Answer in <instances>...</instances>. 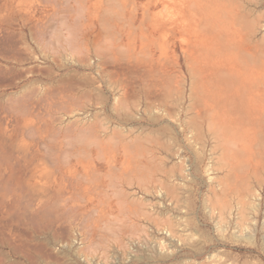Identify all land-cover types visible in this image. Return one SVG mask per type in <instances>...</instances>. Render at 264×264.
Returning a JSON list of instances; mask_svg holds the SVG:
<instances>
[{"label":"rangeland","instance_id":"1","mask_svg":"<svg viewBox=\"0 0 264 264\" xmlns=\"http://www.w3.org/2000/svg\"><path fill=\"white\" fill-rule=\"evenodd\" d=\"M96 1L0 0V264H264V0H211L222 53Z\"/></svg>","mask_w":264,"mask_h":264},{"label":"bare ground","instance_id":"2","mask_svg":"<svg viewBox=\"0 0 264 264\" xmlns=\"http://www.w3.org/2000/svg\"><path fill=\"white\" fill-rule=\"evenodd\" d=\"M103 1L104 0H97L96 1V6L99 8L102 6L103 4ZM169 1V2H168ZM122 6H124V8L126 7H129V5H131L132 7V10L130 12V21L132 22V24L135 22V20L137 19V11L139 10H142V18H141V26L143 27L144 24H146L147 26V29L145 32L144 35L150 37V39L152 41H157L158 38L162 35H165L166 33L168 32H177L178 30H186V29H194V33L196 34V39L195 41L197 43H201L202 46L205 48V49H212L214 44H216L217 42L219 43L220 40H222V38L224 37L225 39V36H223L220 32H217V31H213V30H208V29H204L201 25V23H203L204 21H208V18H209V15L212 13V10H211V0H120ZM173 3L174 5H177V6H180V8H182V11L180 10H176V12L172 15V16H163L162 13L157 9V7L160 5V4H163L165 7H168L169 3ZM215 2H217V0H215ZM213 3V2H212ZM120 4V5H121ZM192 5H197L198 7L201 8V11H197V13H193L192 12ZM173 8V7H172ZM164 14V13H163ZM195 18H197L198 20H196ZM219 19V18H218ZM245 22H246V19L242 16H237L235 19H233L231 21V24L235 27H237L236 30H233L231 31L229 34L226 35V39L231 41L233 43L232 46L228 47L231 51H233L234 53H240L242 50H248V49H244L245 45L247 46L248 43V40L251 39L249 37V39L246 37H244V35H246L247 33L245 32ZM183 24H186V26H184ZM183 25V29L181 28ZM132 26V25H131ZM140 26V25H139ZM145 27V26H144ZM130 28H133L132 27H129V30L133 31V29H130ZM125 29V27L123 28ZM120 30V29H119ZM128 30V31H129ZM247 30V29H246ZM249 30V29H248ZM247 30V32H249ZM128 32V33H131ZM142 31V30H141ZM123 32V31H121ZM143 32V31H142ZM172 32V33H173ZM193 31H190V33H192ZM129 35V34H128ZM133 35L136 36L135 32H133ZM130 36H132V33L130 34ZM133 36V38H135ZM192 37V36H191ZM122 39V38H121ZM248 39V40H247ZM129 40V39H128ZM126 40V41H128ZM99 41V40H98ZM130 41L132 42L133 40H129L128 42L130 43ZM125 42V41H124ZM134 42V41H133ZM131 43V46H133L135 44L134 43ZM217 43V44H218ZM226 43V42H225ZM128 44V43H127ZM144 44V43H143ZM142 44V46H143ZM152 44V43H151ZM101 45V44H99ZM118 45H121V43H117L116 46ZM130 45V44H129ZM128 45V46H129ZM136 45V44H135ZM249 45H253V44H249ZM115 45H110V47L107 48V46L105 47L106 48V51L107 53H111L113 51H115L117 48L119 47H114ZM122 46V45H121ZM218 49L219 48H222L221 49V52L225 49L224 46H222V44H218ZM101 47V46H100ZM130 47V46H129ZM135 47V46H134ZM143 47H146V46H143ZM253 46H251L252 48ZM121 48L120 47V50L117 49V51H121ZM136 48V47H135ZM224 48V49H223ZM227 48V49H228ZM101 49V48H99ZM103 49V47H102ZM199 49V48H198ZM228 49V50H229ZM253 49V48H252ZM104 50V49H103ZM220 50V49H219ZM227 50V51H228ZM251 50V49H250ZM100 51V50H99ZM98 51V52H99ZM102 51V50H101ZM115 51V52H117ZM131 51H132V48H131ZM225 51L224 53L226 54ZM105 52V50L103 51V53ZM213 52V51H212ZM215 52V51H214ZM248 53V51H246ZM244 51V53H246ZM106 53V52H105ZM106 53V54H107ZM120 53V52H118ZM246 53V55H247ZM115 54V53H114ZM249 54V53H248ZM110 55V54H108ZM119 55V54H118ZM115 56V55H113ZM219 60V59H218ZM210 69L207 65L206 66H202L200 68V73L201 75H205V76H202L201 79H200V82L201 84L203 85H206L207 88H209L208 86L210 84L213 83V81L211 80V78H209V76H207V74H209L210 72ZM195 72L192 71V75H194ZM196 82V81H195ZM194 82V83H195ZM217 83V82H216ZM196 85L198 84V81L195 83ZM195 84L194 87H195ZM219 85V84H218ZM218 88V87H217ZM220 88V86H219ZM196 90V89H195ZM219 90V89H218ZM223 90V89H222ZM210 90L208 89V91L203 94V95H200V99L202 101V105L203 107L206 109L207 107L209 106H219V107H226V105L228 106L227 102L230 101V99H233L232 96L230 94H225L224 96L221 97V94L219 93V91H217L216 89H212L210 92ZM260 91V90H258ZM86 94V93H85ZM200 94V93H199ZM196 95V94H195ZM238 97V96H237ZM236 97V98H237ZM245 97V96H244ZM238 100V99H237ZM264 100V99H263ZM238 107H240L238 105ZM29 110V109H28ZM199 110V109H198ZM207 110V109H206ZM214 110V109H213ZM26 111V112H25ZM25 111H22L24 112L25 114L29 113L28 115L31 114V112H27V109H25ZM32 111V110H30ZM203 112V111H202ZM201 112V114H202ZM207 112V111H206ZM238 112V111H237ZM204 113V112H203ZM211 113V111H210ZM226 114L227 115H231L230 112L228 110H226ZM27 115V116H28ZM210 115V114H209ZM25 117V119H27L28 117ZM236 119V118H235ZM26 121V120H25ZM24 121V122H25ZM27 122V121H26ZM25 122V123H26ZM210 124H212V121H209ZM258 123V121L256 122ZM259 125L260 124H254V128L258 129L259 128ZM209 126V125H208ZM210 127V126H209ZM211 128V127H210ZM4 141H5V138L3 137ZM6 142V141H5ZM7 143V142H6ZM3 144V143H2ZM8 144V143H7ZM18 144H21V143H18ZM5 145V144H4ZM8 146L10 147V144H8ZM13 146V145H12ZM16 147V145H14ZM20 146L19 150L21 151V145H18ZM7 147V146H6ZM5 147V148H6ZM2 147L0 146V149ZM13 148V147H11ZM10 148V149H11ZM15 149V148H13ZM18 149V147H17ZM16 149V150H17ZM24 149V148H23ZM16 150L14 152H16ZM12 151V150H11ZM11 151L7 152L5 149H1L0 150V169L2 168L3 164H15L12 159H14L15 157L12 155ZM18 151V150H17ZM25 151V150H24ZM23 151V152H24ZM19 152V151H18ZM22 152V151H21ZM21 152L20 155H21ZM24 154V153H23ZM22 154V155H23ZM14 155H16V153H14ZM13 156V157H12ZM28 159V157H27ZM13 162V163H12ZM3 177V176H2ZM2 180V178H1ZM11 193V192H10ZM17 201V200H16ZM14 264V263H13Z\"/></svg>","mask_w":264,"mask_h":264}]
</instances>
